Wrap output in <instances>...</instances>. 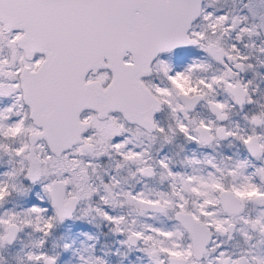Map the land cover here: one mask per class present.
Listing matches in <instances>:
<instances>
[{"label":"snow or ice","instance_id":"6c2138e0","mask_svg":"<svg viewBox=\"0 0 264 264\" xmlns=\"http://www.w3.org/2000/svg\"><path fill=\"white\" fill-rule=\"evenodd\" d=\"M24 234L20 264H264V0H0Z\"/></svg>","mask_w":264,"mask_h":264},{"label":"rangeland","instance_id":"374dc122","mask_svg":"<svg viewBox=\"0 0 264 264\" xmlns=\"http://www.w3.org/2000/svg\"><path fill=\"white\" fill-rule=\"evenodd\" d=\"M8 207H13V204H10ZM23 237L24 235L21 236L20 240L17 241L14 246H10L8 249L5 250H0V253H7V255H5L6 257H3V260L4 262H6V264H20V261L22 259H25V256L22 257L21 254L23 253V251H29L30 248H25V245L29 243L23 242ZM51 243L52 242L49 243V250H51Z\"/></svg>","mask_w":264,"mask_h":264},{"label":"flooded vegetation","instance_id":"af4514ba","mask_svg":"<svg viewBox=\"0 0 264 264\" xmlns=\"http://www.w3.org/2000/svg\"><path fill=\"white\" fill-rule=\"evenodd\" d=\"M179 144H180V142L178 141L176 145L171 146V147L168 149L169 154L175 156V158L177 159V161L181 160V159L183 158V156H184V153L180 152ZM177 153H179V155H177ZM36 238H37V237L34 236V235L30 237L28 234H24L23 242H25V243H29V244H30L31 241H32L33 239H36ZM29 251H31V249H30ZM26 252H28V251H27V250H26V251H23V253L21 254V256H22V257L25 256V253H26ZM5 255H7L6 252H1V253H0V256L6 257Z\"/></svg>","mask_w":264,"mask_h":264}]
</instances>
